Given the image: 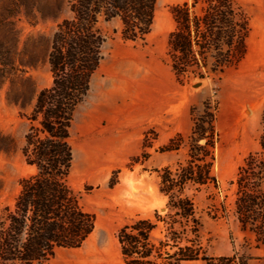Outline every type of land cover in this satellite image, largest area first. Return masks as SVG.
I'll return each instance as SVG.
<instances>
[{"label": "rangeland", "instance_id": "rangeland-1", "mask_svg": "<svg viewBox=\"0 0 264 264\" xmlns=\"http://www.w3.org/2000/svg\"><path fill=\"white\" fill-rule=\"evenodd\" d=\"M181 0H157L154 24L144 40H123L118 23L103 27L107 40L90 89L77 107L70 130L73 164L69 184L84 211L95 216V228L79 248H59L44 264H124L116 234L139 218H153L165 206L159 172L182 161L184 151H162L176 134L192 128L191 109L206 99L216 104L219 139L212 172L218 188L185 190L199 220L198 241L210 261L185 264H264V253L252 247L233 214L238 166L258 147L264 104V0H236L250 16L247 53L220 78L178 82L165 62L166 40L173 28L169 7ZM54 0H0V135L12 139L0 150V211L12 205L18 180L29 172L20 154L28 124L18 105L6 99L22 91L26 102L49 85L45 57L59 19ZM32 64L29 66L28 64ZM203 142V141H202ZM164 214V213H159ZM225 257L230 262H220Z\"/></svg>", "mask_w": 264, "mask_h": 264}, {"label": "trees", "instance_id": "trees-1", "mask_svg": "<svg viewBox=\"0 0 264 264\" xmlns=\"http://www.w3.org/2000/svg\"><path fill=\"white\" fill-rule=\"evenodd\" d=\"M157 0H54L59 19L45 57L49 85L26 102L22 91L6 99L18 105L28 127L19 149L29 172L18 180L12 205L0 211V264H44L59 248H79L95 228V216L84 211L69 184L73 164L71 126L87 96L91 78L103 59L104 23L116 21L123 40H144L154 24ZM173 28L166 40L165 62L178 82L220 78L247 53L250 16L236 0H181L169 7ZM32 66V64H28ZM192 128L176 134L162 151H184L182 161L159 172V191L166 212L124 224L116 234L124 264H185L210 258L198 241L199 220L185 190L218 188L212 172L216 104L206 99L191 109ZM203 141V142H202ZM258 147L238 166L233 214L239 229L264 253V104ZM12 139L0 135V150ZM220 262H230L219 258Z\"/></svg>", "mask_w": 264, "mask_h": 264}, {"label": "water", "instance_id": "water-1", "mask_svg": "<svg viewBox=\"0 0 264 264\" xmlns=\"http://www.w3.org/2000/svg\"><path fill=\"white\" fill-rule=\"evenodd\" d=\"M201 81H200V79H198V80H194L192 83H190V86L192 87V88H198L200 85H201ZM159 211H157L158 213H165L166 212V207L165 206H162V207H160L159 209H158Z\"/></svg>", "mask_w": 264, "mask_h": 264}, {"label": "crops", "instance_id": "crops-1", "mask_svg": "<svg viewBox=\"0 0 264 264\" xmlns=\"http://www.w3.org/2000/svg\"><path fill=\"white\" fill-rule=\"evenodd\" d=\"M64 249V248H63Z\"/></svg>", "mask_w": 264, "mask_h": 264}]
</instances>
